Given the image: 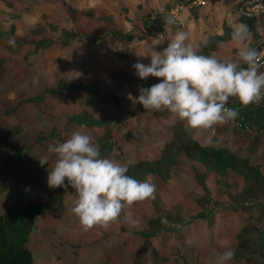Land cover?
<instances>
[{
  "label": "rangeland",
  "instance_id": "rangeland-1",
  "mask_svg": "<svg viewBox=\"0 0 264 264\" xmlns=\"http://www.w3.org/2000/svg\"><path fill=\"white\" fill-rule=\"evenodd\" d=\"M249 1L220 0L221 8L226 7L233 18L225 21L235 22ZM216 2L209 10L217 7ZM176 3L180 2L0 0V213L7 204L22 210L28 201L38 202L61 189L47 184V169L57 159L48 149L73 132L89 135L101 157L123 165L160 153L171 135L169 119L128 99L129 93L138 96L119 73L135 71L132 66L137 62L147 65L152 55L164 50L161 45L166 44L154 36L151 24ZM186 11L181 15L188 16ZM207 19L198 20V30L209 25ZM179 23L172 31L183 25ZM189 30L193 36L194 25ZM60 78L95 80L100 101H90L83 88L67 87L47 90L42 99H28ZM161 80L140 79V84L147 88ZM161 111L169 118L178 117L167 109ZM253 141L247 150L256 149ZM45 157L49 162L42 167L40 158ZM200 169L182 156L172 165L169 178L148 174L145 180L155 185V198L125 206L107 229L80 227L70 211L76 193L69 186L63 210L47 211L36 219L29 243L34 264H215L233 240L230 232V236L222 234V228L236 227L243 218L229 217L228 206L221 204L217 193L209 196L215 179L207 177L203 184ZM229 182L230 192L241 187L236 180ZM255 186V197L264 199V185ZM236 201L245 209L260 210L255 203L245 204L240 195ZM263 215L250 213L249 222L263 224ZM157 216H162L160 227L150 223Z\"/></svg>",
  "mask_w": 264,
  "mask_h": 264
},
{
  "label": "clouds",
  "instance_id": "clouds-1",
  "mask_svg": "<svg viewBox=\"0 0 264 264\" xmlns=\"http://www.w3.org/2000/svg\"><path fill=\"white\" fill-rule=\"evenodd\" d=\"M189 36L188 32L177 31L162 52L151 56L150 64L137 62L132 66L141 80L150 76L162 80L140 87L138 97L129 93L128 99L145 110L167 109L189 128L200 130L238 118L239 109L226 106L230 97L245 107L264 100V71H260L264 68V53L243 47L237 52V60L222 61L215 54H199L198 46L186 42ZM230 36L237 44L242 43L248 36L247 26H235ZM9 43L14 41L10 39ZM203 44L207 46L208 40ZM211 141L208 136L206 142ZM48 151L57 159L47 169V184L65 191L70 186L75 191L70 211L84 231L94 227L107 229L118 220L125 206L155 198L154 184L127 175L126 165L101 157L92 137L83 132H73L69 139L50 146ZM48 162L46 157L40 158L42 167ZM233 256L234 250L229 248L216 257L215 264H227Z\"/></svg>",
  "mask_w": 264,
  "mask_h": 264
},
{
  "label": "trees",
  "instance_id": "trees-1",
  "mask_svg": "<svg viewBox=\"0 0 264 264\" xmlns=\"http://www.w3.org/2000/svg\"><path fill=\"white\" fill-rule=\"evenodd\" d=\"M176 1L187 4L193 0ZM263 13V11L246 13L242 10L238 15V20L247 26L248 32L252 33L253 40L250 41L249 47L258 51L264 45V41H258L260 37L259 28L264 24ZM233 29L234 26L225 25L221 33L213 32L203 36L200 43L195 45L198 46L199 54L216 55L218 43L231 38L230 33ZM205 39L208 40L207 46L203 44ZM241 66L246 67L243 64ZM134 73L133 70H123L119 76L128 85L130 91L139 96V88L142 86L140 78ZM58 87L83 88L89 92L90 101L98 102L101 99L99 87L95 80L81 82L64 78L58 79L54 86H45L38 94L29 96L28 99H42L45 91ZM153 112L161 114L167 120L169 119L167 126L171 131L170 138L160 147L158 155L142 157L126 163L127 175L142 181H145L150 173H157L163 178H169L172 165L184 156L200 162L206 170L215 171L223 177L231 170L242 176L245 181L264 185V173L260 171V162L250 160L248 154L234 152L225 143H201L187 132L184 122L178 117L169 118L168 112L161 110H153ZM199 179L203 183L204 177L200 174ZM66 191L61 187L60 190L48 195L43 200L28 201L27 207L22 210H16L15 207L8 204L4 206L0 213V264H34V256L29 243L36 218L49 210L61 212L64 208ZM258 207L262 210L261 213H264V204L261 203ZM252 222L244 224L241 228L237 246L234 248V257H243L249 264H264V225L255 220ZM150 223L155 224L156 227L162 226V216L151 219Z\"/></svg>",
  "mask_w": 264,
  "mask_h": 264
},
{
  "label": "crops",
  "instance_id": "crops-1",
  "mask_svg": "<svg viewBox=\"0 0 264 264\" xmlns=\"http://www.w3.org/2000/svg\"><path fill=\"white\" fill-rule=\"evenodd\" d=\"M211 3L213 4V0H205L204 3H200V4L194 2V0L187 4L182 3L183 7L180 10V18L183 22V25L180 26L171 36L162 38V39L157 38L160 41H164L166 44L165 47H163V45L161 44L159 45H161L162 48L165 49L177 31L188 32L190 36H189V41H186V42H191L194 45H198L200 43V40L203 38V36L211 34L213 32L221 33L225 25H231L235 27L237 25L243 24L242 22L238 20V18L235 20V22H232L231 20L225 21V19H229L230 13H229V10H226L227 9L226 7L221 8L220 0L216 2L217 7L216 6L213 7L212 11L209 10ZM189 7H192L194 9L193 16H192L191 8L188 9ZM182 10H187L186 15L188 16L185 17L184 14L181 15ZM242 10L243 8L241 7L240 11ZM203 17L208 18L207 21H209V25L207 24L206 28H203L202 30H198L199 26L197 25L198 24L197 22L198 20H201V18ZM218 18L220 20V23H214L213 21ZM231 18L232 16H230V19ZM262 19L264 20V13L262 15ZM192 25H194L195 27L193 36L189 30ZM259 32H260L259 34L261 37L258 38V41L260 42V40L264 39V24L259 28ZM252 37L253 36H251V32H248L247 38L240 44H237L231 38L224 40V41H220L218 43V50L216 51V56L220 58L222 61L237 60L238 50L243 47H249L250 41L253 40ZM5 44L7 46V42ZM222 51H223V55L220 54V52ZM233 51H235V53H233ZM261 62L264 63V57L261 58ZM260 71H264V68H261ZM228 107L239 109V115L237 119L233 121H229L228 123H225L222 125H216L210 130L191 129L187 125H185V129L190 135L198 139L201 143H207L206 142L207 137L211 136L212 137L211 143L213 144L225 143L234 152L248 154L250 160L260 162V171L264 173V102H260L259 104H249L248 106L245 107L241 105L240 102L235 97H230L229 102H228ZM238 122H241L242 125H238ZM233 126H235L236 128L233 129ZM216 132L217 134H215ZM253 140L256 141L255 142L256 149L247 150L246 147L249 146L250 143L254 142ZM244 149L246 150L244 151ZM258 157L260 158L257 159ZM191 161L197 163L198 168L201 167L198 173L204 177L203 183L205 185H206L205 179L207 177L210 179L211 178L215 179L216 183L212 181L214 186H210L209 188L210 192L213 191L214 193H217L218 194L217 196L221 198L223 201L221 204L228 206L227 209L229 210L228 211L230 215L229 217H233V219L235 218L238 219V217L241 216L243 219H245V220L242 219L243 222L241 218L240 220L238 219V224H236V227L233 226L232 224H229L228 226H225L224 228H222V232H223L222 234L227 233L229 236L232 234L231 236L233 238L232 244H230L231 246L229 245L228 247L234 250V248L237 246V243H238V239H239L238 237H239V232L241 228L243 227L244 224L249 223V219L251 218V217L249 218V214L254 213L257 216V215H260V213L262 212L261 209L259 210L260 212L258 210L255 211V208H252L251 209L252 212H251V210H248V209H245L244 207L239 206V204H237V201H236V195H240L244 199L245 204H252V203L257 204V207H256L257 209H259L258 206L261 203L264 204V199L262 198V196L261 197L259 196V198L255 197L253 193V189H255L256 187L255 183H253L252 181H245L243 177L238 175L237 173L229 170L228 174L223 177L215 171L206 170L200 164V162L196 160H191ZM221 178L226 180V182L222 183L220 181ZM231 179L236 180L241 186L240 188L237 189V192H235V190L234 192H230V189H229L230 185L233 188V185L230 184L231 182H229ZM221 188L224 191L220 190ZM210 192H209V196L214 194L213 192L212 194H210ZM209 196L207 197L210 199ZM233 197H235V199ZM261 215L263 214L261 213ZM262 221L264 224V215L262 216ZM232 228H234L233 231H232ZM228 232H230L231 234H229ZM231 260H233L232 264H249L248 262L245 261L243 257L233 256Z\"/></svg>",
  "mask_w": 264,
  "mask_h": 264
},
{
  "label": "built area",
  "instance_id": "built-area-1",
  "mask_svg": "<svg viewBox=\"0 0 264 264\" xmlns=\"http://www.w3.org/2000/svg\"><path fill=\"white\" fill-rule=\"evenodd\" d=\"M196 3H204L205 0H194ZM183 7L181 3H176L173 6L169 7L164 12H160V18L157 20V22L151 24V29L154 32V36H157L158 38H166L169 37V35L172 34V31L174 27H176L177 24H180L181 22L179 19L180 10ZM243 10L246 13H255V12H261L264 10V1L263 0H250L244 7ZM172 19L174 22L172 24H167L166 21ZM160 25V26H159ZM264 41V39L262 40ZM261 53H264V45L259 50ZM262 56L261 58H263ZM261 102H264L262 100ZM228 107V104L226 105ZM238 125H242L241 122H238Z\"/></svg>",
  "mask_w": 264,
  "mask_h": 264
}]
</instances>
